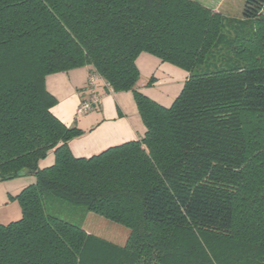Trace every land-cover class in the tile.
Listing matches in <instances>:
<instances>
[{"label": "trees", "instance_id": "1", "mask_svg": "<svg viewBox=\"0 0 264 264\" xmlns=\"http://www.w3.org/2000/svg\"><path fill=\"white\" fill-rule=\"evenodd\" d=\"M243 17L264 40V0ZM225 24L196 0H0V179L36 176L0 223V264H264V57H241ZM144 52L189 73L169 107L137 89ZM85 66L133 92L142 139L73 154L84 131L52 112L46 77ZM49 196L126 243L48 214Z\"/></svg>", "mask_w": 264, "mask_h": 264}, {"label": "rangeland", "instance_id": "2", "mask_svg": "<svg viewBox=\"0 0 264 264\" xmlns=\"http://www.w3.org/2000/svg\"><path fill=\"white\" fill-rule=\"evenodd\" d=\"M196 1L226 22L224 31L231 37L242 39L238 42L241 57L251 60L264 57V40L260 38L261 36H254L256 29L253 23L243 17L245 0ZM136 63L140 71L137 87L139 91L163 106H171L184 86L188 71L176 64L163 62L158 56L146 52L138 56ZM95 110L78 115L79 120L85 119ZM74 126L80 128L77 123ZM54 162V151H50L47 157L39 161V167H48ZM35 182L36 176L31 173L11 179H0V223L8 224L22 217V208L16 196L26 186ZM44 206L48 214L80 225L87 231L116 244L124 245L129 237L128 227L89 211L84 205H74L49 196L45 198Z\"/></svg>", "mask_w": 264, "mask_h": 264}, {"label": "crops", "instance_id": "3", "mask_svg": "<svg viewBox=\"0 0 264 264\" xmlns=\"http://www.w3.org/2000/svg\"><path fill=\"white\" fill-rule=\"evenodd\" d=\"M91 73V68L85 66L46 77L47 89L57 99L52 112L67 126L77 123L84 131L69 142L77 157H90L112 146L140 140L146 133L133 92H115L111 87H105L103 80H99L97 87L101 96L98 107L85 119L79 120L77 111L88 97Z\"/></svg>", "mask_w": 264, "mask_h": 264}, {"label": "built area", "instance_id": "4", "mask_svg": "<svg viewBox=\"0 0 264 264\" xmlns=\"http://www.w3.org/2000/svg\"><path fill=\"white\" fill-rule=\"evenodd\" d=\"M100 77L96 73H91L89 76V93L88 97L79 105L78 114H82L87 111H92L96 109L100 103L101 96L98 92V82ZM105 87H110V85L104 81Z\"/></svg>", "mask_w": 264, "mask_h": 264}, {"label": "water", "instance_id": "5", "mask_svg": "<svg viewBox=\"0 0 264 264\" xmlns=\"http://www.w3.org/2000/svg\"><path fill=\"white\" fill-rule=\"evenodd\" d=\"M28 173H31V170H21L17 173L18 176H24Z\"/></svg>", "mask_w": 264, "mask_h": 264}]
</instances>
